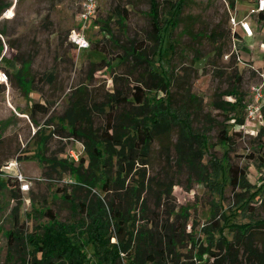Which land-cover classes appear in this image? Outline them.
I'll use <instances>...</instances> for the list:
<instances>
[{
  "label": "rangeland",
  "instance_id": "rangeland-1",
  "mask_svg": "<svg viewBox=\"0 0 264 264\" xmlns=\"http://www.w3.org/2000/svg\"><path fill=\"white\" fill-rule=\"evenodd\" d=\"M81 2L0 0V170L7 161L19 158L23 171L32 179L31 190L16 198L14 186L11 183L1 186L6 179L0 176V264H22L21 257L26 253L24 244L22 241L9 242L8 234L21 229L20 233L26 235L34 230L41 231L43 224L54 223L44 214L45 209L53 210L59 225L70 224L76 229V223L86 218L78 203L90 202L100 196L109 199L112 192L104 191L101 184L90 189L78 181L68 166L56 164L66 160L79 166L80 158L87 156L82 137L72 136L69 132L59 134L54 130L64 124L60 117L69 107L70 96L78 87L87 86L93 130L101 136L107 123L105 112L109 110V93L118 90L130 96L135 79L140 77H143L149 95L168 97L165 104L170 101L174 107L191 110L194 132L204 139L208 136L210 143L207 149L203 147L202 163L206 167L212 169L210 162L221 160L227 153L229 162L242 167L248 179L233 186L218 177V171L197 179L190 176L187 169H170L175 163L176 152L172 148L167 157L159 143H153L148 174L155 181L163 179L169 183L173 179L175 185L172 199L162 201L160 206L150 195L148 217L151 219L152 211H157L161 216L159 224L168 219L172 228L181 226L176 231L177 256L173 253L169 259L178 258V264H228L224 258L227 247L222 244L227 238L233 242V253H239L238 260L248 263V243L243 235L241 238L236 235L247 225L264 220V194L260 198L254 195L264 184V129L258 131L260 123L249 122L248 129L253 128L258 133L232 132L229 147L220 142V131L232 120H226L225 114L215 108V101L234 102L232 96L221 95L232 86L246 93L251 83L257 81L256 75L246 69L244 63L237 65L232 56L228 57L232 50L228 37L227 5L230 1L186 0L181 21L171 28L170 35L164 36L162 47L153 37L152 20L146 13L151 8L150 0H98L97 14L87 28L91 46L79 50L69 40V35L79 26ZM160 3L161 18L165 19L170 15V3L168 0H160ZM250 6L248 0H237L236 8L242 11L241 14L249 11ZM213 30L217 31L215 41L209 37ZM138 42L145 43L142 51L153 62V68L134 56L117 66L125 48ZM237 44L239 48L246 44L254 48L256 41L246 39V43L238 41ZM161 47L166 50L164 57H160ZM220 48L223 50L221 55L218 53ZM246 52L242 53L244 58ZM250 53L256 56L259 66L264 64L258 51ZM103 57L106 58L105 65L91 74L92 67ZM108 63L112 67L106 66ZM127 68L130 74L124 73ZM20 69L23 78L29 77L32 85L22 86L18 75ZM237 74L242 77L240 82ZM162 75L171 77L166 88H159L166 79H161ZM37 101L47 103L49 112L39 111L33 115L31 104ZM232 114L234 112L229 113ZM194 146L201 147L196 142ZM88 163L85 162L83 169ZM66 194L68 197L64 196ZM168 208L175 209L177 214L168 215ZM138 218H141L140 214ZM139 223L149 225L144 220ZM252 230L260 235L264 233L263 227ZM89 237L79 233L81 240ZM115 240L112 238L111 241ZM255 244L258 248L262 246L259 238L251 245L255 247ZM9 250L13 254L11 260L7 258ZM86 251L89 257L93 255L92 246ZM211 251L216 254L212 255Z\"/></svg>",
  "mask_w": 264,
  "mask_h": 264
},
{
  "label": "trees",
  "instance_id": "trees-1",
  "mask_svg": "<svg viewBox=\"0 0 264 264\" xmlns=\"http://www.w3.org/2000/svg\"><path fill=\"white\" fill-rule=\"evenodd\" d=\"M168 1L170 17L161 18L160 0H150L151 8L146 12L152 20L153 37L160 41L162 47H164V36L170 35L171 28L174 29L181 21L180 16L186 0ZM229 1L228 10L234 8L235 5V0ZM229 17L230 11L228 20ZM120 20L124 22V17H121ZM188 32L190 33V30ZM209 37L215 41L217 31L213 30ZM228 37L232 49L233 38H241L242 34L240 31L233 33L229 25ZM1 45L0 39V47ZM144 46L145 43L138 42L136 45L131 44L130 48H125L124 54L119 56L117 66L128 62L129 58L134 56L141 63L145 61L153 68V62H150L142 51ZM162 47L160 48V57H164L166 54L165 48ZM173 47L172 45L171 48ZM222 51L220 48L219 55L223 53ZM1 53L2 50H0V56ZM230 56L239 65L235 54ZM105 62L106 58L103 57L99 64L92 67L91 74L94 70L99 69V66H104ZM106 66L112 67L110 63ZM152 71L157 72L154 69ZM124 73L130 74L128 68ZM18 75L23 87L33 84L29 77L23 78L22 69L19 70ZM49 76L52 79V75ZM162 78L166 79L162 84H159L161 86L158 85L159 88L168 87L171 77L162 75ZM237 79L240 82L242 77L237 74ZM224 95L227 98L234 97L235 101L218 99L214 103L215 108L225 114L226 120L231 121L235 117L237 121L243 122V102L247 92L244 93L239 87L232 86L221 97ZM88 99L87 86L78 87L70 96L69 107L60 117L64 124L54 130L59 134L69 132L72 136L82 137L87 158L82 156L79 166H73V162L67 163L66 160H59L56 164L68 166L75 173L78 181L85 183L90 189L101 184L104 191H110L112 194L109 195L108 200L100 196L90 202L78 203L80 211L86 216V222L83 220L77 222L76 229L70 224L59 225L56 223L53 210L47 208L44 214L51 217L54 223L43 224L41 231L34 230L26 235L20 233L21 229L17 232L10 231L9 242L22 241L24 244L26 253H23L24 257H21L22 264H178V258L169 259V256L177 252L176 231L181 226L172 228L168 219H163V223L159 224L161 216L157 211H152L151 219L147 214L150 195L155 199L156 205L160 206L163 204L162 201L167 202L172 199L173 186L175 185L174 181H171L173 179L169 183L163 179L155 181L154 177L148 174V168L152 163L153 143H159L167 157H169L172 148L176 152L175 163L169 167L170 169L175 167L179 171L187 169L190 176H196L197 179L209 177L212 172L218 171V177L237 186L242 184L243 179L248 180L246 173L239 165L229 162L227 153L221 160L210 162L212 169L206 167L202 163L205 154L203 147L207 149L210 143L208 136L207 139H204L201 134L194 132L191 124V110L182 106L174 107L170 101L165 104L168 97L157 98L149 95L143 85V77L135 79L133 92L130 96L126 92L118 90L109 93L107 100L109 110L105 112L106 128L99 137L93 130L92 110ZM31 111L33 115L39 111L48 113L49 106L47 103L37 101L31 104ZM230 112H234V114L229 115ZM232 132L243 131L238 129L233 122L225 125L220 131V142L225 147H229ZM174 135L175 139H173ZM194 142L201 147H195ZM86 161L89 163L83 169ZM167 161L170 163L171 160L168 158ZM5 183H11L14 186V197L21 196L22 192L15 180L8 178L1 183V186H4ZM260 188H257L254 193L258 198L264 194V184ZM64 196L68 197L67 194ZM32 205L35 206L33 201ZM138 208L139 211H137ZM166 213L168 215L177 214L176 210L172 208H168ZM139 214L141 218H138ZM14 219L17 222L15 213ZM140 220L149 222V225H140ZM253 227L264 228V220L247 225L245 230L236 235L238 238L243 235L244 240L248 243L250 252L247 256L248 263L238 260L239 253H233V242L227 238L225 242H222L228 251L224 257L225 262L228 264H264V233L260 235L255 230L250 231ZM80 232L90 237L85 241L81 240ZM112 238H116V240L112 242ZM258 238L262 246L258 248L259 245L255 244L253 247L251 244ZM208 239L209 235H207V241ZM88 246L93 248L91 257L86 251ZM210 253L216 254L212 251ZM175 255L177 256V253ZM7 258L8 260L13 258L11 250L7 253Z\"/></svg>",
  "mask_w": 264,
  "mask_h": 264
},
{
  "label": "built area",
  "instance_id": "built-area-1",
  "mask_svg": "<svg viewBox=\"0 0 264 264\" xmlns=\"http://www.w3.org/2000/svg\"><path fill=\"white\" fill-rule=\"evenodd\" d=\"M251 1H253V5L249 8V11L243 14H241V10L236 8V5H234L232 9L229 8V25L233 33H235V31H240L242 37L233 38L232 50L228 57L231 54H235L239 64L244 63L245 68L254 73L257 77V81L251 83L243 102V122L237 121L235 117L232 119V122L236 124L238 129L254 135L258 133V131L264 129V64L259 66L255 61L256 56L250 53V51H258V54L262 55L264 60V0ZM98 8V0H82L81 2L79 26L78 28L72 29L69 35V40L79 50L87 49L91 46V42L87 36V28L89 21L97 14ZM250 38H257L254 48L247 44L243 48L238 47V41L246 43V39ZM246 51H248L249 54ZM243 52L247 53L246 58L243 57ZM249 122H259V130L256 131L253 128L248 129ZM0 176L5 179L12 178L15 180L19 185L20 191L23 193L31 190L32 179L22 170L19 158L7 161L0 170Z\"/></svg>",
  "mask_w": 264,
  "mask_h": 264
},
{
  "label": "crops",
  "instance_id": "crops-1",
  "mask_svg": "<svg viewBox=\"0 0 264 264\" xmlns=\"http://www.w3.org/2000/svg\"><path fill=\"white\" fill-rule=\"evenodd\" d=\"M249 2H250V5L252 6L253 5V1H251V0H248ZM235 5H237V0H235ZM250 6V7H251ZM251 39V38H250ZM255 41L257 42V38L255 39ZM258 49H259V47H258ZM20 161V160H19ZM20 165H21V168H22V161H20ZM23 170V169H22ZM25 173V172H24ZM27 175V174H26ZM30 177V176H29ZM23 193V192H22ZM25 193V192H24Z\"/></svg>",
  "mask_w": 264,
  "mask_h": 264
}]
</instances>
